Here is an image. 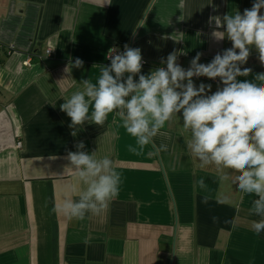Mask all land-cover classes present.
<instances>
[{"label":"crops","instance_id":"crops-1","mask_svg":"<svg viewBox=\"0 0 264 264\" xmlns=\"http://www.w3.org/2000/svg\"><path fill=\"white\" fill-rule=\"evenodd\" d=\"M253 2L0 0V264H264V233L250 227L259 219L249 212L257 197L238 190L237 173L201 167L187 148L182 115L141 149L115 112L102 126L86 122L74 137L60 110L82 79L96 82L113 47H139L148 62L142 74L173 51L185 69L197 52L200 63L210 62L232 45L212 36L209 17L242 14ZM171 36L182 40L165 39ZM258 55L251 51L242 67L253 72L238 80L264 73ZM76 58L83 67L70 65L69 75L64 70ZM194 82L213 92L219 85ZM81 141L89 154L112 159L121 183L105 212L70 220L54 207L82 190L67 159Z\"/></svg>","mask_w":264,"mask_h":264},{"label":"clouds","instance_id":"clouds-1","mask_svg":"<svg viewBox=\"0 0 264 264\" xmlns=\"http://www.w3.org/2000/svg\"><path fill=\"white\" fill-rule=\"evenodd\" d=\"M104 3L110 4V0ZM262 9L264 0H254L242 14L237 9L234 14L210 16L209 24L215 25L212 36L217 41L226 37L232 46L206 64L199 62L202 53L197 52L187 69L177 63L178 53L173 51L166 59L161 58L160 67L142 74L145 61L139 47L125 44L123 51L110 48L106 56L110 64L100 65L96 82L82 79L79 88L60 105L71 120V135L75 137L86 122L104 125L115 112L142 149L161 134L167 122L182 115L183 130L190 134V154L201 167L214 165L218 170L237 173L234 183L238 190L257 197L249 212L259 219L250 221V227L257 234L264 233V73L255 74L251 80H238L253 72L242 67L253 49L264 65ZM70 65L71 69L81 68L83 61L76 58L70 62L64 70L69 75ZM200 77L218 78L222 87L218 85L213 92L211 84L197 85L194 78ZM75 147L76 151L67 153L68 168L78 177L82 190L78 199L66 193L54 211L70 220H84L88 214L105 212L118 197L121 174L109 156L100 157L97 151L89 154L83 141ZM129 150L137 151L131 146ZM160 150L167 151V145L161 144ZM196 184L206 187L204 179Z\"/></svg>","mask_w":264,"mask_h":264},{"label":"built area","instance_id":"built-area-1","mask_svg":"<svg viewBox=\"0 0 264 264\" xmlns=\"http://www.w3.org/2000/svg\"><path fill=\"white\" fill-rule=\"evenodd\" d=\"M3 46H4V43L0 40V48L3 47ZM7 48H8L9 53H13L15 51L16 47H15V45L13 43H9V44H7ZM46 52H47L48 55H50L51 52H52V49L48 48ZM143 60L145 61L144 65L148 63L147 60H145L144 58H143ZM107 61L110 62V60H108V59H107ZM24 64L28 65V66L31 64V59H30L29 56L24 60ZM202 78L209 80L207 77H202ZM209 81L221 85L218 78L216 80H209ZM17 146H19V147L21 146V142L20 141L17 142Z\"/></svg>","mask_w":264,"mask_h":264}]
</instances>
